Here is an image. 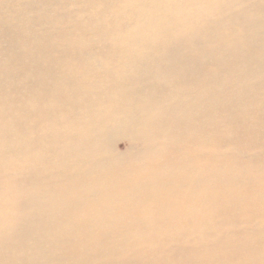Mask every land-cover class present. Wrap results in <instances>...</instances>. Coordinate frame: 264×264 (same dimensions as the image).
I'll use <instances>...</instances> for the list:
<instances>
[{
	"label": "bare ground",
	"instance_id": "6f19581e",
	"mask_svg": "<svg viewBox=\"0 0 264 264\" xmlns=\"http://www.w3.org/2000/svg\"><path fill=\"white\" fill-rule=\"evenodd\" d=\"M0 264H264V0H0Z\"/></svg>",
	"mask_w": 264,
	"mask_h": 264
},
{
	"label": "rangeland",
	"instance_id": "374dc122",
	"mask_svg": "<svg viewBox=\"0 0 264 264\" xmlns=\"http://www.w3.org/2000/svg\"><path fill=\"white\" fill-rule=\"evenodd\" d=\"M115 148H116L117 151L123 152V151H125L126 146H125V144L123 142H117L116 145H115Z\"/></svg>",
	"mask_w": 264,
	"mask_h": 264
}]
</instances>
